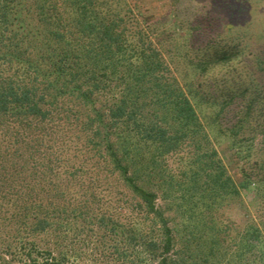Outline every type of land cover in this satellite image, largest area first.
Segmentation results:
<instances>
[{"label": "trees", "instance_id": "16d2710c", "mask_svg": "<svg viewBox=\"0 0 264 264\" xmlns=\"http://www.w3.org/2000/svg\"><path fill=\"white\" fill-rule=\"evenodd\" d=\"M153 36L126 0H0V264H71L79 219L139 264H264V221L219 219L264 180L228 174Z\"/></svg>", "mask_w": 264, "mask_h": 264}, {"label": "rangeland", "instance_id": "374dc122", "mask_svg": "<svg viewBox=\"0 0 264 264\" xmlns=\"http://www.w3.org/2000/svg\"><path fill=\"white\" fill-rule=\"evenodd\" d=\"M126 1L142 26L153 29V39L181 86L195 95L193 103L228 174L238 183L244 175L264 180V0ZM241 124L244 129L236 139L231 130ZM250 152L252 157H243ZM170 164L176 167L177 160ZM219 212L234 242L250 217L264 221V203L258 209L247 191L240 199L225 201ZM89 222L71 223L77 228L68 239L71 264L147 260L126 245L117 249L114 240ZM5 264L15 263L8 259Z\"/></svg>", "mask_w": 264, "mask_h": 264}]
</instances>
